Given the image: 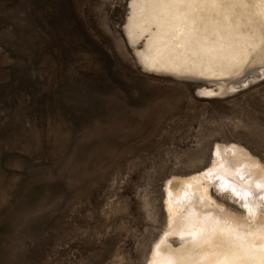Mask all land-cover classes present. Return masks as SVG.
I'll return each instance as SVG.
<instances>
[{
  "label": "rangeland",
  "instance_id": "obj_1",
  "mask_svg": "<svg viewBox=\"0 0 264 264\" xmlns=\"http://www.w3.org/2000/svg\"><path fill=\"white\" fill-rule=\"evenodd\" d=\"M131 1L0 0V264H148L168 181L219 145L264 164V68L209 97L144 67Z\"/></svg>",
  "mask_w": 264,
  "mask_h": 264
},
{
  "label": "bare ground",
  "instance_id": "obj_2",
  "mask_svg": "<svg viewBox=\"0 0 264 264\" xmlns=\"http://www.w3.org/2000/svg\"><path fill=\"white\" fill-rule=\"evenodd\" d=\"M125 31L142 42L144 67L213 81L217 88H201L205 96L264 68V0H132ZM214 152L207 170L168 181V223L148 264H264V164L236 144ZM212 182L242 212L214 200Z\"/></svg>",
  "mask_w": 264,
  "mask_h": 264
}]
</instances>
